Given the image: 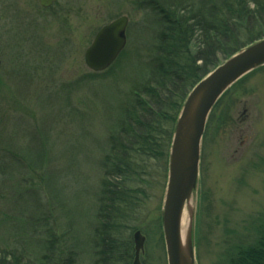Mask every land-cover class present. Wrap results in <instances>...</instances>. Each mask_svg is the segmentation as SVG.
<instances>
[{"label":"rangeland","instance_id":"rangeland-1","mask_svg":"<svg viewBox=\"0 0 264 264\" xmlns=\"http://www.w3.org/2000/svg\"><path fill=\"white\" fill-rule=\"evenodd\" d=\"M122 16L129 22L120 63L90 71L87 48ZM152 16L149 0H57L49 9L38 0H0V123L22 154H43L39 180L22 182L24 170L0 176V252L36 262L49 235L65 233L76 264L99 262L101 162L123 100L148 76ZM200 159L191 201L195 264H228L256 244L264 225V66L214 107ZM167 180L168 167H155L138 222L142 264H168L161 230Z\"/></svg>","mask_w":264,"mask_h":264},{"label":"trees","instance_id":"trees-1","mask_svg":"<svg viewBox=\"0 0 264 264\" xmlns=\"http://www.w3.org/2000/svg\"><path fill=\"white\" fill-rule=\"evenodd\" d=\"M149 10L156 29L148 76L123 100L101 162L97 264H132V237L140 230L153 172L158 165L167 170L174 128L190 91L224 61L264 40V0H149ZM2 126L1 181L20 170L27 173L22 182L39 180L43 154H22ZM0 264H76V249L65 233L53 232L36 262L23 252H0ZM228 264H264V225L256 244L240 248Z\"/></svg>","mask_w":264,"mask_h":264},{"label":"water","instance_id":"water-1","mask_svg":"<svg viewBox=\"0 0 264 264\" xmlns=\"http://www.w3.org/2000/svg\"><path fill=\"white\" fill-rule=\"evenodd\" d=\"M57 0H39L48 9ZM128 18L122 16L102 27L86 50L88 69L101 73L109 69L127 45ZM1 66V61H0ZM264 66V40L236 53L203 78L187 96L178 116L169 152L168 180L163 202V234L168 264H195L192 198L197 189L201 146L211 112L220 98L239 80ZM189 212L183 239L181 222L184 209ZM135 258L141 264L145 236L134 233Z\"/></svg>","mask_w":264,"mask_h":264},{"label":"bare ground","instance_id":"bare-ground-1","mask_svg":"<svg viewBox=\"0 0 264 264\" xmlns=\"http://www.w3.org/2000/svg\"><path fill=\"white\" fill-rule=\"evenodd\" d=\"M189 224V212L188 209H184L183 215H182V222H181V231H182V237L184 239Z\"/></svg>","mask_w":264,"mask_h":264}]
</instances>
